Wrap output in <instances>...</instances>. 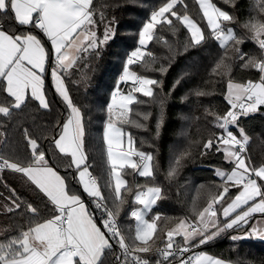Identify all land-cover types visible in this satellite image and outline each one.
Segmentation results:
<instances>
[{
  "label": "snow or ice",
  "instance_id": "snow-or-ice-1",
  "mask_svg": "<svg viewBox=\"0 0 264 264\" xmlns=\"http://www.w3.org/2000/svg\"><path fill=\"white\" fill-rule=\"evenodd\" d=\"M197 3L211 30L212 38L223 50L213 73L230 77L232 63L238 61L242 69H254L259 75L257 79H248L244 83L228 79L227 98L230 108L222 115L213 114L222 134L207 139L202 145L204 151L201 155H206L208 150L213 149L216 152L222 151L225 161L232 165L230 171L215 170L216 176L222 181L216 187L221 190L208 200L202 210L197 211L194 207V220L179 219L174 227L165 232L163 247L154 248L158 221L163 217L159 213L151 219L147 216L165 197L159 186L129 185L124 178L125 170L130 169L139 177L155 179L153 154L137 149L133 135L125 131L124 125L133 123L129 118L132 105L141 103L134 93L151 98L162 107L167 97H158L155 91L161 86V81L138 75L135 71H130V66L145 62L146 56L153 62L156 61V57L144 48L148 42L159 39L155 36L158 25L173 27V20L169 16L187 28L193 46L205 41L203 29L186 11L181 15L175 10L177 4H183V0H168L151 13L150 19L140 29V47L128 55L118 81L131 82L133 87L127 93L121 92L117 87L111 93V102L106 109L108 119L103 139L107 146L110 171L103 187L113 195L109 202V198L102 192L98 178L90 171L92 166L88 163L84 145V116L80 107L71 99L63 73L78 63L82 58L81 53L98 55L100 47L115 38L111 22L104 28L103 39H99L95 29L104 23L106 17L103 11H98L95 7L96 0H0V16L11 14L9 20L28 29L19 33L14 28L5 30L4 25L8 21L0 19V91L13 101L6 106L0 104V113L10 115L13 108H21L29 98L38 101L43 109H50L45 89V74L48 72L46 65L50 63L54 90L70 110L67 118L57 125L60 129L58 138L53 137L52 142L59 153L71 157L69 167L74 165L83 192L95 201V209L89 211L81 195L69 187V178L62 176L49 163L37 139L32 138L25 130L30 156L25 160L19 157L10 160L0 154V172L11 170L25 176L47 199L53 214L40 222L30 221L28 227L18 228L15 234H11L10 229L0 234V264H104V257L113 249L112 240L122 250L123 259L120 255L114 257L117 264H130L129 257L131 264H150V260L141 255L149 253L162 257L164 261L180 253L182 258L179 264H231L230 261L204 252L187 258H183V254L212 242L229 230L244 228L249 225L254 214H264V163L256 166L251 162V157L246 153L249 136L244 128L239 127L242 117L256 113L264 106V0H258L255 5L256 15L240 25L244 30L242 37H238L233 27L229 26L238 21L228 11L222 10L213 0H197ZM224 3H232L234 6V0H224ZM36 31L42 35L38 36ZM249 41L256 46L257 54L242 51L241 46ZM229 49L234 56H229ZM169 50L171 51L170 46ZM159 71L165 72L167 69L161 66ZM179 83L177 80L173 90ZM194 94L208 95L199 90ZM136 115H142L146 121L150 113ZM162 116L163 112L157 121V135L159 126L163 123ZM135 126L146 128L145 124L138 121ZM230 126L238 128V135ZM190 156L191 153L186 150L174 159L167 173L169 179L178 175L183 160ZM233 188L236 189L234 197L230 192ZM10 192L12 195L8 199L11 204L6 205L5 210L13 213L21 209L23 202L16 195L15 189H10ZM129 195L133 197L134 204L142 206L134 208L130 213L136 222L135 234L130 239L125 236V232L130 229L118 222ZM225 203L226 206H223ZM217 205L222 206L219 214ZM26 207L29 213L38 216V209L31 203ZM97 211L100 213L99 217L96 215ZM97 219L100 220L99 225ZM177 237L182 238L183 244L177 243ZM251 238L264 241V227L250 226L243 234L231 236L233 242ZM155 264L162 262L157 259Z\"/></svg>",
  "mask_w": 264,
  "mask_h": 264
},
{
  "label": "trees",
  "instance_id": "trees-1",
  "mask_svg": "<svg viewBox=\"0 0 264 264\" xmlns=\"http://www.w3.org/2000/svg\"><path fill=\"white\" fill-rule=\"evenodd\" d=\"M167 2L168 0H96L95 7L98 11H103L106 17L104 23L95 29L97 36L103 39L104 28L111 22L115 38L102 45L98 55L81 53L82 58L78 63L63 73L71 99L80 107L84 116V145L88 163L92 166L90 171L97 175L102 192L109 198V202L113 195L109 189L103 187L110 171L107 164V146L103 139L104 126L108 119L107 104L110 103L111 93L117 88L118 75L124 69L128 55L139 46L140 29L150 19L151 13ZM257 2L258 0H234L233 6L232 3H224V0H213L218 7L236 18L238 23L233 22L229 26L234 28L238 37L244 35L240 25L256 15ZM184 5H187L186 9ZM175 10L181 15L186 11L203 29L206 39L202 44L193 46L190 32L173 17H170L173 20V27L170 28L167 24L157 26L155 36L159 39L150 41L145 47V51L151 52L156 61L153 62L146 56L145 62L130 66V71L161 81V86L155 91L158 97H167L166 103L162 107L151 98L136 93L141 103L132 105L129 118L133 123L124 125L125 131L133 135L135 147L153 154L155 179L139 177L130 169L125 170L124 178L128 180L129 185L159 186L165 197L149 213V215L159 213L163 217L158 221L154 248L163 243L165 232L174 227L179 219L194 220L196 215L194 207L197 211L202 210L208 200L221 190L216 187L222 181L216 176L215 170L218 168L230 170L232 165L225 161L222 151L216 152L213 149L208 150L206 155H201L204 151L202 145L207 139L218 137L222 132L216 126L213 114L222 115L230 108L226 97L228 79L244 83L248 79H257L259 75L254 69H242L238 61L232 63L230 77L213 73L223 50L212 38L211 30L203 19L197 0H183V4H177ZM9 16H0V19L8 21L4 25L5 30L14 28L18 33L28 31L27 28L16 25L14 20H9ZM35 34L42 35L39 31ZM241 49L245 53L257 54L256 46L250 41L244 43ZM228 54L235 55L231 49ZM161 66L167 71H159ZM50 69L49 63L48 72L45 74V89L50 109H43L38 101L29 98L21 108H13L10 115L0 113V154L10 160L17 157L21 160L28 158L31 150L25 140L27 130L44 149L49 163L56 167L62 176L69 178V187L72 191L87 197L78 182L74 165L69 167L71 157L59 153L52 142L53 137L58 138L60 129L57 125L67 118L70 110L54 90ZM177 80L180 83L173 90ZM198 90L208 95L196 96L194 93ZM11 102L12 99L0 91V104L6 106ZM162 112L163 123L159 126L157 135V121L161 118ZM137 113H150V116L145 121L142 115L137 116ZM137 121L145 124L146 128H137L135 126ZM239 127L244 128L249 136V143L246 145L247 155L251 157L254 165L259 166L264 163V106L256 113L242 117ZM231 130L238 135L236 126H232ZM186 150L191 156L183 160L178 175L169 179L167 173L174 159ZM72 177L76 178L71 179ZM10 189H15L16 195L23 202L21 209L13 213L5 210V206L11 204L8 199L12 195ZM133 191L135 192V188ZM230 192L232 197L236 195V189H230ZM127 200L128 203L122 207L118 218L121 226L130 229L125 232V236L130 239L135 234L136 223L130 213L137 204L132 202L131 195ZM28 203L38 209V216L28 212L26 207ZM89 205L91 210H94L92 204ZM216 209L218 214L222 212V206L217 205ZM52 214V206L25 176L11 170L0 172V234L6 229L15 234L18 228L28 227L30 221L40 222L50 218ZM251 225L249 222V225L242 229L229 230L200 247L203 252L234 264H264V241L253 238L238 242L231 240L232 235L243 234ZM112 241L113 249L104 257V264H117L114 257L118 249L115 241ZM177 243L183 244L182 238H179ZM152 260L153 263L157 260L155 255Z\"/></svg>",
  "mask_w": 264,
  "mask_h": 264
},
{
  "label": "built area",
  "instance_id": "built-area-1",
  "mask_svg": "<svg viewBox=\"0 0 264 264\" xmlns=\"http://www.w3.org/2000/svg\"><path fill=\"white\" fill-rule=\"evenodd\" d=\"M50 67H51V64H50ZM122 73H123V70L118 75V81H119V77L122 75ZM138 75H141V74H138ZM117 84H118L117 87H119L120 88V91L123 92V93H126V92L130 91L131 88L133 87V85H132L131 82H127V83H117ZM110 102H111V99H110ZM230 129H231V127H230ZM221 134H222V132L219 135H221ZM92 174L97 177V175H95L94 173H92ZM98 182H99V179H98ZM86 200L89 203H91L92 206H93V209H95V201L92 198H90V197H86ZM96 214L99 217L100 213L98 211L96 212ZM118 222L121 225L119 218H118ZM115 244H116V241H115ZM116 247L118 249L117 255H120L121 256V259H123L122 250L119 248V246L117 244H116ZM156 247H163V243H160ZM200 252H203V250L201 249V247L194 248L191 252L184 253L183 254V258H187L188 256H191V255H194V254H197V253H200ZM141 255L144 258L149 259L150 260V264H155V263H153V260H152L153 255H155V258L161 260L162 264H179V260L182 258L181 255H180V253H176V256L174 258L173 257H169L167 261H164L162 257H160V256H158L156 254H153L152 256H151V253H149V254H141ZM129 261H130V264H131V257H129Z\"/></svg>",
  "mask_w": 264,
  "mask_h": 264
},
{
  "label": "crops",
  "instance_id": "crops-1",
  "mask_svg": "<svg viewBox=\"0 0 264 264\" xmlns=\"http://www.w3.org/2000/svg\"><path fill=\"white\" fill-rule=\"evenodd\" d=\"M191 17V16H190ZM192 18V17H191ZM193 19V18H192ZM149 43V42H148ZM148 45V44H147ZM146 45V46H147ZM49 65V64H48ZM48 65H46V67L48 68ZM50 71H51V69H50ZM66 84V83H65ZM226 97H227V92H226ZM228 99V98H227ZM230 127H232V126H230ZM77 177H78V175H77ZM82 197V199L84 200V202H85V204L87 205V207H88V209H89V211H92L91 210V208H90V205H89V202L86 200V197H84V196H81ZM88 197V196H87ZM230 202V201H229ZM226 206V205H225ZM155 215V214H154ZM154 215H149L148 214V216H147V218L148 219H151L152 218V216H154ZM250 222H251V226L252 227H264V214H254V218L252 219V220H250ZM97 224L99 225L100 224V221H97ZM180 237H177L176 239L178 240ZM260 240V239H259ZM111 242H113V241H111ZM182 243H183V240H182ZM204 253H207V252H204ZM207 254H209V253H207ZM209 255H211V254H209ZM213 256V255H212ZM231 264H234V263H232L231 262Z\"/></svg>",
  "mask_w": 264,
  "mask_h": 264
},
{
  "label": "rangeland",
  "instance_id": "rangeland-1",
  "mask_svg": "<svg viewBox=\"0 0 264 264\" xmlns=\"http://www.w3.org/2000/svg\"><path fill=\"white\" fill-rule=\"evenodd\" d=\"M169 18H170V16H169ZM231 27V26H230ZM234 29V28H233ZM138 47H140V45L138 46ZM146 47V46H145ZM144 50H145V48H144ZM127 93V92H126ZM135 95H136V93H134ZM126 132H128V131H126ZM218 169H222V168H218ZM222 170H224V169H222ZM228 171H230V170H228ZM140 207H142V206H140V205H138L137 204V206L135 207V208H140ZM253 239H257V238H253Z\"/></svg>",
  "mask_w": 264,
  "mask_h": 264
}]
</instances>
